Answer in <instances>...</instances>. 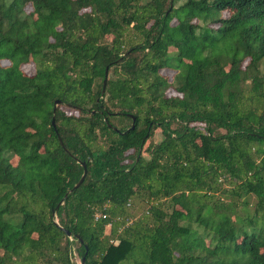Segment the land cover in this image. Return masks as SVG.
<instances>
[{
    "label": "trees",
    "instance_id": "16d2710c",
    "mask_svg": "<svg viewBox=\"0 0 264 264\" xmlns=\"http://www.w3.org/2000/svg\"><path fill=\"white\" fill-rule=\"evenodd\" d=\"M179 1L0 0V264H264V0Z\"/></svg>",
    "mask_w": 264,
    "mask_h": 264
},
{
    "label": "rangeland",
    "instance_id": "374dc122",
    "mask_svg": "<svg viewBox=\"0 0 264 264\" xmlns=\"http://www.w3.org/2000/svg\"><path fill=\"white\" fill-rule=\"evenodd\" d=\"M184 1L185 0H180L178 4H180V3L184 2ZM29 10L30 9L28 7L25 8L26 12H28ZM106 39L108 41V40H110V37H106ZM21 69H22V71H24L28 75H31L34 72V66L31 63L23 65L21 67ZM160 73L163 74L164 76H167L168 79L172 75V71H169V70H162ZM168 94L169 95H173L174 93L171 90H168ZM60 109L62 111H64L65 113H67V114H73V115L76 114V112H74L72 110H69V109H67L65 107H60ZM160 139H161L160 130H159V128H156V129L153 130V132H152L151 136L148 138L147 142L157 143V142L160 141ZM251 201H252V199H250V202ZM131 212L134 213V214H138L139 210H138L137 206ZM105 232L107 233V228H106ZM71 258H72L73 262H75L76 264H79V257L76 254L75 246H73V248H72Z\"/></svg>",
    "mask_w": 264,
    "mask_h": 264
},
{
    "label": "water",
    "instance_id": "95a60500",
    "mask_svg": "<svg viewBox=\"0 0 264 264\" xmlns=\"http://www.w3.org/2000/svg\"><path fill=\"white\" fill-rule=\"evenodd\" d=\"M170 5H171V0H170V4H169V6H170ZM105 80H106V69H105V71H104V79L102 80V87H101V92H102V93H103V91H104ZM57 105H58V102L55 101V102L53 103V111H54V109H55V107H56ZM128 117H129V119L131 120V122H132V124H133L134 118H133L132 116H128ZM132 124H131V127H132ZM51 125H53V119L51 120ZM57 140H58L59 145L61 146V148L65 151V149H64V147H63V145H62V143H61L59 137H57ZM80 166H81V168H82V174H81V176H80L78 182L73 186L72 189H76V188H78V187L80 186V184L82 183L84 177L86 176V166H85V164H84V163H80ZM66 235H67L68 237L70 236V234H69L68 232L66 233ZM83 263H84V257H82V258L80 259V263H79V264H83Z\"/></svg>",
    "mask_w": 264,
    "mask_h": 264
},
{
    "label": "built area",
    "instance_id": "2783aa9c",
    "mask_svg": "<svg viewBox=\"0 0 264 264\" xmlns=\"http://www.w3.org/2000/svg\"><path fill=\"white\" fill-rule=\"evenodd\" d=\"M111 243H113V245H115V244H116V242H111Z\"/></svg>",
    "mask_w": 264,
    "mask_h": 264
}]
</instances>
